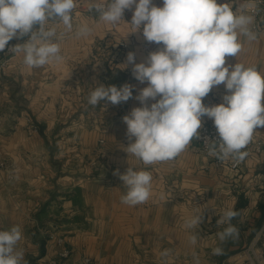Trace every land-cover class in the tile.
Wrapping results in <instances>:
<instances>
[{
    "label": "crops",
    "instance_id": "0c3cea01",
    "mask_svg": "<svg viewBox=\"0 0 264 264\" xmlns=\"http://www.w3.org/2000/svg\"><path fill=\"white\" fill-rule=\"evenodd\" d=\"M231 3L251 5V0ZM72 15V32L56 41L64 57L61 63L30 69L23 53L7 57L6 49L0 52V63L7 60L0 74V231L21 228L17 249L23 251L24 262L244 264L247 250L264 256V192L259 187L264 179V127L255 130L242 150L248 155L235 170L197 152L196 138L173 160L144 165L126 152L135 138L128 139L122 118L141 107L135 97L148 84L133 77L126 57L132 52L135 63H146L162 44L147 42L142 29L132 32L125 24H105L86 7L77 6ZM83 24L92 33L77 38ZM49 27H56L58 35L64 31L62 24ZM254 33L253 41L239 36L242 50L236 57L227 56L225 66L240 63L264 74V30ZM129 36L137 42L129 43ZM28 39L13 38L8 45ZM122 40L128 43L124 48ZM97 83L133 85V97L118 105L102 100L93 107L88 97ZM225 94L221 83L202 103L218 105ZM154 102L149 100V107ZM201 120L213 121L207 116ZM128 167L152 174V195L144 204L121 202L126 188L113 173ZM229 208L238 212L231 224L239 238L221 243L217 233L227 225L217 221ZM197 213L203 214V222L194 230L198 240L193 245L185 221ZM57 238L63 240L60 245ZM216 247L223 248V255H213ZM62 249L69 250L67 259L58 258ZM164 250L169 255L162 256Z\"/></svg>",
    "mask_w": 264,
    "mask_h": 264
},
{
    "label": "clouds",
    "instance_id": "9594fccd",
    "mask_svg": "<svg viewBox=\"0 0 264 264\" xmlns=\"http://www.w3.org/2000/svg\"><path fill=\"white\" fill-rule=\"evenodd\" d=\"M78 0H0V52L13 38L29 39L8 50L23 53V63L30 69L42 68L64 60L60 44L66 33L73 30V10ZM89 12L108 25H118L125 10L134 12L130 22L134 31L142 27L147 42L162 44L151 52L146 63H135V54L129 52L127 64H132V75L142 88L135 97L141 107H135L123 116L126 135L131 141L126 152L144 165L173 160L199 138L203 116L211 118L218 132V140H210L209 155L222 161H243L246 147L252 142L255 130L264 127V74L255 67L236 63L226 65L227 56H237L242 50L239 36L256 40L251 31L254 15L248 3L238 6L218 3L217 0H163L156 6L153 0H87ZM62 24L64 31L57 34ZM126 23V22H125ZM129 24V23H127ZM92 28L80 25L76 37H88ZM232 69L229 71V69ZM225 85L223 102L205 106L206 97L214 86ZM133 85L125 83L105 86L97 83L88 97V104L96 106L102 100L118 105L133 97ZM159 97V99H157ZM156 101L149 107L148 101ZM126 188L121 202L128 206L146 203L152 195V174L128 167L126 172L115 170ZM238 212L225 209L217 221L227 225L217 233L221 243L239 238V230L231 224ZM203 222L197 213L185 221L192 230L190 243L195 245L198 234L194 231ZM22 239L19 226L0 231V264H26L23 251L17 249ZM164 250L161 255H169ZM223 248L213 249V255H223ZM199 264V261H197Z\"/></svg>",
    "mask_w": 264,
    "mask_h": 264
},
{
    "label": "built area",
    "instance_id": "2783aa9c",
    "mask_svg": "<svg viewBox=\"0 0 264 264\" xmlns=\"http://www.w3.org/2000/svg\"><path fill=\"white\" fill-rule=\"evenodd\" d=\"M153 2L156 6H159V7L163 6L161 0H153ZM77 6L78 7L82 6V7L88 8L87 0H78ZM133 12H134V6H133L132 10H125L124 16H123L124 21H121L118 25H121V24L124 25L125 24V25H127V27H131L130 22L132 19ZM249 12L251 14H253L255 17L254 23L252 25H250L251 30L256 32V33L264 30V24L260 23L261 18L264 14V0H251V7L249 8ZM127 23H129V24H127ZM118 25H115L113 27H116ZM110 26H112V25H110ZM141 29H142V27H141ZM127 40L131 44H134L137 42V38L135 36H129ZM127 44L128 43L125 40H122L120 43V46L122 48H124L125 46H127ZM11 47H12L11 45H8V47L6 48L7 57L13 53L12 51L8 50ZM6 61L7 60L4 59L0 63V74H3V71L1 68H4ZM198 132H199V138L196 139L197 144H198L196 151L209 155L208 145L211 143L210 140H218L219 139L218 132L214 126V122L209 121V122L202 124V127L198 130ZM205 138L210 139V140H207ZM214 163L219 167L225 166V167H228L230 169L235 170V169H238L240 161L237 162V161L232 160V159L222 161V160L214 157ZM3 167H4V162L0 157V169H2ZM259 187L264 192V179L259 182ZM52 238H54V237L51 236L50 239H52ZM56 242H57V244L60 245L63 242V240L60 238H57ZM69 253L70 252L68 249H62L60 252H58V258L62 259V260L67 259L69 257ZM247 254L249 256L250 255L253 256V260H252L251 264H264V256L257 254L254 250L250 249L249 253L247 252ZM85 262L89 263V260L86 259ZM50 264H55L54 260H51Z\"/></svg>",
    "mask_w": 264,
    "mask_h": 264
},
{
    "label": "rangeland",
    "instance_id": "374dc122",
    "mask_svg": "<svg viewBox=\"0 0 264 264\" xmlns=\"http://www.w3.org/2000/svg\"><path fill=\"white\" fill-rule=\"evenodd\" d=\"M246 252H249V251L247 250ZM252 260H253V256L252 255L249 256L248 254H246L244 264H251Z\"/></svg>",
    "mask_w": 264,
    "mask_h": 264
}]
</instances>
